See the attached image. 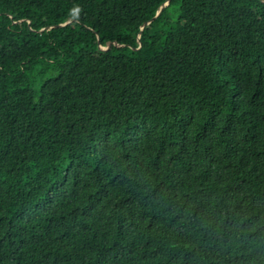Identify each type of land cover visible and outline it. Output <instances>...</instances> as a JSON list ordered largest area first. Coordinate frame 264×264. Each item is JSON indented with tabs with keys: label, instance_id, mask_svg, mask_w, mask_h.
I'll return each instance as SVG.
<instances>
[{
	"label": "trees",
	"instance_id": "obj_1",
	"mask_svg": "<svg viewBox=\"0 0 264 264\" xmlns=\"http://www.w3.org/2000/svg\"><path fill=\"white\" fill-rule=\"evenodd\" d=\"M0 264H264V0H0Z\"/></svg>",
	"mask_w": 264,
	"mask_h": 264
},
{
	"label": "water",
	"instance_id": "obj_2",
	"mask_svg": "<svg viewBox=\"0 0 264 264\" xmlns=\"http://www.w3.org/2000/svg\"><path fill=\"white\" fill-rule=\"evenodd\" d=\"M162 13V10L157 14V16L155 18H157L158 16H160ZM64 26V25H63Z\"/></svg>",
	"mask_w": 264,
	"mask_h": 264
}]
</instances>
